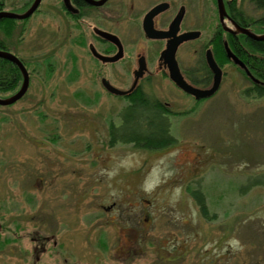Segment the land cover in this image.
<instances>
[{
	"label": "rangeland",
	"instance_id": "obj_1",
	"mask_svg": "<svg viewBox=\"0 0 264 264\" xmlns=\"http://www.w3.org/2000/svg\"><path fill=\"white\" fill-rule=\"evenodd\" d=\"M5 1L17 13L28 0ZM58 5L42 0L15 24L25 40L20 56L78 34ZM118 32L129 50L141 41L132 28ZM68 50L54 51L48 76L33 69L24 98L0 106V242L11 239L0 264H264V98L244 93L250 83L229 74L194 108L168 78L154 76L144 92L180 114L169 119L176 144L111 145L109 127L127 101L99 80L127 89L130 66L92 75L84 49H73L80 62L72 74L60 60ZM190 54L181 50L183 68ZM198 190L207 218L191 195Z\"/></svg>",
	"mask_w": 264,
	"mask_h": 264
},
{
	"label": "flooded vegetation",
	"instance_id": "obj_2",
	"mask_svg": "<svg viewBox=\"0 0 264 264\" xmlns=\"http://www.w3.org/2000/svg\"><path fill=\"white\" fill-rule=\"evenodd\" d=\"M58 1V10L63 17L67 19L66 23L68 24V29L74 32L78 31V34L75 33L72 39L64 38L59 41L60 43H53L55 46H53L51 51H47L49 41L45 39L43 44H41L42 49L40 46V52H29L27 58L19 55L18 50H20L22 45L24 46L25 40L22 37L23 32H19L15 24L26 23L28 19L39 10L42 0L29 18L25 20L8 19L13 21L10 25L9 34L6 38H3L4 35L2 32L3 36L0 37V51L15 56L28 74L29 84L24 96L29 90L33 69H44L46 70L45 73L47 76L53 73L51 68H53V60L55 61L54 53L56 52L54 51H63L66 47L70 48V50L67 51L68 53L65 52L64 56L60 55V60L64 59L62 61L67 63V65L63 64V67L70 66L71 63V69H76L77 64L80 62V57H78L80 55H76L72 50L75 49V51H79L80 53V51L84 49L85 58H87L88 62L93 64L92 68L89 70L93 73L92 75H100L105 69V72L109 74L112 66L125 62L124 67L128 68L130 66L127 71L132 76V83L127 89H120L122 91L131 89L135 80V72L138 71L141 64L143 67L142 76L138 79L133 90L125 96L130 95L136 90L145 93V84L151 82L154 76L161 75L169 79V70L164 62L162 54L169 42L187 34L189 38L181 42L176 49L175 60L183 79L190 86L200 90L211 88L213 73L206 60L207 52L209 51L222 73L219 88L224 77H227L229 74H231V76H238L239 73L250 83V86L243 90V92L254 95V98H264V80L260 78V75L255 73L256 65L254 62L255 57L262 58L264 61V54L258 56L259 54L251 53L246 48L247 38L256 41H264V39H262L264 38V5L262 6L263 8H260L256 0H221L222 9L219 7V0ZM33 2L34 0L25 1L23 4L26 6L24 10L15 13L14 11L8 10L9 5L5 0H0V13L23 14L31 7ZM153 10H157V12L151 17L150 24L155 31L168 33V36L165 38H148L144 32V20ZM113 13L119 17L114 21L116 24H113L112 21ZM127 28L134 29L138 39L141 40L139 44H136V48L130 50L128 44H126L122 35L118 32L120 29L126 31ZM103 33L115 36L120 46L107 40L106 37L102 35ZM19 35H21V38L17 37ZM215 45L220 47L218 59H215L214 56ZM183 48H187L188 51L191 50L190 55L193 60V63L186 68H183L179 60V55ZM119 50H121L122 55L117 61L108 62L105 60L117 55ZM227 50L236 60L241 62L242 65L236 64L233 58H229ZM242 52H244L246 56ZM204 67H207L211 75V80L208 81L209 84H203L202 82V79H205V77L202 76L206 74L203 69ZM3 68H7L8 73L2 81L0 79V88L5 86L10 87V85H12L13 88L15 87V80L13 77L15 69H17L21 78L19 81L20 84H18L14 90L6 92L11 93L9 96L4 97L8 98L19 91L23 82V76L14 63L0 58L1 72ZM77 72V69L72 70V74ZM194 77L197 79L191 80V78ZM103 81L111 84L110 81L105 77H101L99 80L101 88L110 94L104 88ZM169 81L182 94L193 100L191 106H194V108L201 105V103L206 100H196L192 95L179 89L170 79ZM24 96L22 98H24ZM166 105L170 107V104ZM193 109L189 111V114ZM40 245L43 249L45 244L41 242ZM130 248L131 247H128L126 242V245L121 247V250L122 252L124 251L123 253L125 254L129 252L128 249Z\"/></svg>",
	"mask_w": 264,
	"mask_h": 264
},
{
	"label": "trees",
	"instance_id": "obj_3",
	"mask_svg": "<svg viewBox=\"0 0 264 264\" xmlns=\"http://www.w3.org/2000/svg\"><path fill=\"white\" fill-rule=\"evenodd\" d=\"M260 8H263L264 0H256ZM13 21L8 19H0V32H3V38H6L9 34L10 25ZM246 48L251 53L264 54V41H256L247 38ZM214 56L218 59L219 46L215 45ZM244 55L245 53L242 52ZM246 56V55H245ZM254 62L256 65L255 73L260 75V78L264 80V61L262 58L255 57ZM206 74L202 77L203 84H209L211 75L207 67L203 68ZM260 69V70H259ZM258 70V71H257ZM4 73V74H3ZM7 68H3L0 71V79H4L7 75ZM15 87L0 88V93L11 92L14 90L20 81V74L17 69L14 70ZM197 78H191L196 80ZM127 101V106L123 112L119 114L118 122L110 125L108 136L109 143L114 145L116 143L130 144L135 149L147 150V151H159L168 148L176 144V139L172 136L170 130V116L180 115L179 113L173 112L168 105L159 101L158 99L149 96L140 90L132 92L128 96H124ZM192 197L200 206L201 214L207 218L208 212L204 201V195L201 192L193 191ZM11 241L10 238L6 241L0 242V248Z\"/></svg>",
	"mask_w": 264,
	"mask_h": 264
},
{
	"label": "water",
	"instance_id": "obj_4",
	"mask_svg": "<svg viewBox=\"0 0 264 264\" xmlns=\"http://www.w3.org/2000/svg\"><path fill=\"white\" fill-rule=\"evenodd\" d=\"M41 0H34L33 4L31 5V7L23 14H15V13H0V19H14V20H25L27 18H29L37 9L39 3ZM219 7H221L222 9V4H221V0H219ZM157 12V10H153L151 11L145 18L144 20V32L146 33L148 38H152V39H162L168 36V33H163V32H157L155 31L151 24H150V19L151 17ZM246 33V32H245ZM106 37L107 40L111 41L114 44L119 45L118 39L110 34H102ZM189 38V36L183 35L180 36L176 39H173L171 42L168 43L165 51L163 52L162 56L164 58V62L168 67L169 70V79L179 88L181 89L183 92L192 95L196 100H200V99H207L210 98L211 96L214 95V93L218 90L220 82H221V70L219 69V67L217 66V64L215 63L211 53L208 51L207 52V56H206V60H207V64L210 68V70L213 73V83L210 89H206V90H200V89H196L192 86H190L182 77L177 62L175 60V52L176 49L178 47V45L183 42L186 41ZM264 39V38H262ZM120 46V45H119ZM228 52V57L233 58L234 62L236 64H241V62H239L238 60H236V58L234 56H232V54L227 50ZM122 53L121 50H119V53L117 55H115L112 58H108L105 59L108 62H115L117 61L120 57H121ZM0 58H3L5 60H8L12 63H14L18 69L20 70L22 76H23V82L22 85L19 89V91L8 97V98H0V106H9L12 105L14 103H16L17 101H19L24 94L27 91L28 88V84H29V78H28V74L25 70V68L23 67V65L21 64V62L13 55L8 54L6 52H1L0 51ZM142 72H143V67L140 64V67L138 69L137 72H135V80H134V84L131 87V89H129L128 91H122L118 88H115L114 86H112L111 84H109L106 81H103V86L104 88L112 95L115 96H125L127 94H129L134 86L136 85L138 79L142 76Z\"/></svg>",
	"mask_w": 264,
	"mask_h": 264
}]
</instances>
